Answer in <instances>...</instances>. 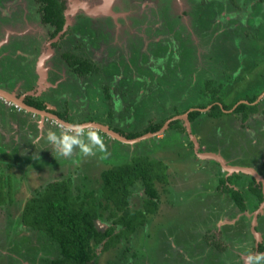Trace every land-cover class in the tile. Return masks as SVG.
I'll list each match as a JSON object with an SVG mask.
<instances>
[{"label":"rangeland","instance_id":"374dc122","mask_svg":"<svg viewBox=\"0 0 264 264\" xmlns=\"http://www.w3.org/2000/svg\"><path fill=\"white\" fill-rule=\"evenodd\" d=\"M25 1L20 2V5L18 2L16 4L15 0L13 2L18 6L17 8H22ZM91 1L93 3L88 4ZM167 1L169 3L171 1L172 14L175 18L177 17L176 23L181 30L180 33L175 31L174 34H170L173 47L178 50L175 46L176 40L183 37L182 35L188 37L189 34L185 33L183 24L187 25L192 32L190 33L191 37L196 40L200 57L197 60H202L205 63L200 64L202 69L197 71L189 70L192 69V65H188L186 68L181 66L180 73L177 74L178 79L175 78L176 73L166 76L167 72L164 73L165 68H161V64L166 65L167 62L174 64L172 59H164L169 50L168 45L165 47L166 55L165 53L158 55L155 52L152 54L148 47H143V37L140 35L141 45L140 43L139 45L131 43V46H136L135 50L139 47V51L146 56L135 64L131 63L127 69L120 68L119 70L122 77L131 78L129 82L138 84L134 78L143 80L140 81L139 87L141 94L135 91L131 94L130 106L123 105L121 100L119 102L118 99L122 98L119 93L114 94L109 91V96L106 98L109 103H112L110 108L112 122L123 126L126 131H143L147 123L161 116L157 109L158 104L170 105L172 102L182 104L193 91L189 88H192V85L197 88L198 85L204 83V79H208L207 77L211 79L208 85L209 89L212 88V85L219 88L220 91L217 94L226 104L236 97L259 94L264 90V0H203L202 7L206 6L205 9L211 13V16H208L211 19L207 21L205 27L211 26L209 36L215 33L214 50L210 44V37L205 31L201 32L203 28L198 29L196 26L199 19L195 12L198 0ZM66 2L68 9L76 10L69 16V23L73 21L75 14H83V12L92 17L108 14L114 16V26H111L113 28L112 41L103 40L102 36H97L99 40L96 43H84L83 39L86 33H81L79 40L82 42L81 47L84 53L92 60L96 62L122 60L125 63L129 62V54H132L133 48L114 50L113 46L124 44V36L126 37L130 33L129 30L133 31L131 24L133 16L140 18L141 15L143 18L141 9L143 7L146 9L149 4L154 3L153 0H125L124 4H122V0H106V4L100 0H66ZM80 2L85 3L89 8L92 7V11L88 8L87 12L80 9L77 6ZM116 6L119 7L116 8ZM121 9L123 10L121 11ZM182 9L185 11H181ZM182 13L186 14L180 18L179 15ZM120 15L125 17H120ZM215 15L216 17H214ZM27 25V29H24L25 25L21 28L25 31L39 32L36 35L40 36L31 47L41 45L43 47L37 59V69L39 68L40 75L42 74L41 79L44 80L38 87L43 90L50 85L48 81H45V73L48 74V69L53 68L51 59L48 62L45 60L49 54L55 52V49L52 50L49 44L51 39L45 27L40 30L41 28L36 23ZM7 30L3 32L4 37L11 32ZM15 30H20V28ZM3 34L0 33V36ZM129 36L134 37L131 33ZM126 40L129 41L128 35ZM150 41L151 39L149 40L146 35L144 42L149 44ZM169 46L171 47V45ZM5 48L3 49L4 54L9 51ZM14 58L18 59V54H15ZM53 69L56 72L60 69L59 73L62 74L60 76L64 78V81L74 79L70 86H63L64 89H69V87L77 89L73 95L66 97L69 111L74 114H86L91 108V103L96 101L95 94H90L91 81L86 78H78L74 73H64L63 68L54 67ZM188 70L190 72H187ZM11 76H15V74L8 75V77ZM113 80L114 77L104 79L101 84L107 82L111 85ZM28 84L25 82V85L28 86ZM101 84L99 83V85ZM125 84L130 85L126 81ZM136 84L134 86H138ZM33 88L31 90H34ZM19 89V82H17L10 91L16 94ZM109 97L111 98L108 99ZM259 97L257 100H261L262 96ZM204 98H209V95L207 94ZM197 99L198 97L195 101ZM191 102L193 103V101ZM121 106L124 108L121 109ZM262 108H264V104L259 106L252 116L249 130L248 127L238 128L235 126V124L239 126L247 124L242 120L239 121L238 115H235L236 118L235 116L232 118L235 121L230 120L231 117L224 120V123L232 127L233 140L244 143L242 158L245 161L250 159L251 162H255L257 159L264 158V141L261 146L258 144L263 136L261 132L264 131ZM106 115L107 113H104V116ZM80 119L85 120L83 117ZM215 119L203 117L199 131L192 132L202 150L207 148L205 140H210L208 146L212 149L220 147L219 144L213 143L214 134L218 133V128L214 129L216 127L214 123L217 121ZM54 120V118L46 117L43 114L23 112L11 102L0 98V175L5 177L7 173L12 174L13 185L9 190L4 188L6 198L13 202L0 206V264H48L37 256L41 255L45 258L57 256L55 244H52L54 247L51 246L45 238L43 241L39 234H34L37 232L29 228L18 227L21 209L25 201L33 196L36 190L41 189V186L50 180L65 176L71 178L73 194L79 192L74 187L76 184H83V188H97L100 171L129 160L130 156L135 155L134 149L141 151L139 147L134 146V143L140 141H145L146 146L142 145V149L153 150L150 158H161L168 166V179L165 182L155 181V188L159 194L158 209L154 215L149 216V220L145 224L141 225L131 237H128L129 240H122L116 246L103 252L100 251L101 247L96 246L97 255L93 263L246 264L245 257L254 254L250 249L255 237L251 228L252 215L257 210V214L264 213V207L261 210L258 208L254 210L250 206L247 211L239 213L226 192L221 191L222 188L221 190L216 188L218 183L216 176L225 171L223 167L219 165V170L217 162L213 159L193 156L192 143L189 145V140L185 138L184 132L168 131L169 129L160 130L153 138H150L153 136L151 134L152 136L140 137L128 142L126 146H122L112 139L110 134H106L94 126H87L84 127L85 131L92 133L99 140V144L92 149L93 154L85 155L82 149L77 147L70 157H62L54 149L51 150L44 139L49 129L59 133L66 127H62ZM36 121H39L41 125ZM218 122L216 124L220 126ZM31 126L36 130L30 131ZM252 126L254 127L251 128ZM250 131L251 134L257 135V140L254 143L252 135L249 136L246 133ZM37 136H40L41 139L33 144L32 141ZM220 140L224 142L222 137ZM84 142L88 144L87 137L84 138ZM232 145L234 149L239 148L235 142ZM220 148L221 153L227 155V150H224L223 146ZM215 152L220 154L219 150ZM235 152L237 151L234 150L233 153ZM241 159L234 162L244 163ZM260 164L264 166V162ZM255 166L254 164L253 168L257 170ZM12 193L13 199L11 198ZM143 196L145 197L142 187L135 183L132 187L131 207H140ZM97 223L100 228L106 227V223L102 219H98ZM218 237L220 240L222 239L219 240L222 245L217 247V251L212 248L213 246L208 249L209 243L207 242ZM38 248L41 252L34 255ZM213 252L218 255H213ZM218 259H221L220 263H218Z\"/></svg>","mask_w":264,"mask_h":264},{"label":"trees","instance_id":"16d2710c","mask_svg":"<svg viewBox=\"0 0 264 264\" xmlns=\"http://www.w3.org/2000/svg\"><path fill=\"white\" fill-rule=\"evenodd\" d=\"M40 1H43L41 10L39 9L43 15L42 22L47 26L49 36H55L62 28L64 17L61 11L63 4L59 3L58 0ZM80 23L84 25L85 21L80 20ZM75 26L79 27L74 24L71 26L70 31L75 30ZM168 29L173 30L172 26H169ZM70 31H65L60 35L57 41L51 43V46L55 49V57L51 59L56 62L54 58L59 59V57L62 58L63 56V58L69 60L73 66L76 63L73 69L78 75L91 81V84L89 83L90 94H95L98 103L93 107L86 118H88V120L99 119L101 122L106 123L111 122L112 118L109 108L107 109L106 107L107 115L103 119L98 116L97 110H94V108L98 106L105 105V97L103 94L107 92L108 84L98 87L99 83L104 79H112V77L120 72V68L127 69L131 63L135 64L137 59H143L146 55L139 51L138 48L135 50L134 48H136V46L133 45L132 54L129 55V62L127 63L122 60L106 62L90 61L87 58H83L81 55L75 56L72 52L73 48L72 50L68 48L63 50L64 46H69L72 43V40H69V38H71ZM80 31L85 33L88 29L81 26ZM1 34H3V32ZM149 44L147 47L151 50L152 54L155 52L158 55H163L166 45H172V42L170 41L168 44L163 45L160 41H151ZM189 44L191 43L188 39L185 40L184 37L178 38L175 45L178 50L171 47V49L167 51V55L165 53L166 60L172 59L174 62V64L168 62L166 65L164 64V73L165 71L167 72L166 76L176 73L175 78L178 79L177 74L178 72L180 73L179 68H181V66L186 68L191 64L193 49L188 46ZM3 49L4 47L1 48V51ZM173 52L175 54H172ZM189 70L191 71V69ZM189 70L187 72H190ZM134 81H138V84L134 83L138 85L134 86V90L138 92L140 81L143 80H135L134 78ZM28 85L30 86L31 82H29ZM63 86L64 84L60 83L57 91L61 92L62 89H64ZM7 88H12V85L9 84ZM191 90L193 91L190 92L188 98L182 104H176L175 102H172L170 105H165L163 103L158 104L157 109L161 116L154 122L147 123L141 132L126 131L123 126L119 125H111V127L113 131L126 138H135L145 132H154L158 130L172 115L182 113L190 107H206L211 104L206 111L201 112L195 109L188 112L187 116L190 122L191 132L198 129L197 118H203L205 115L210 116L212 119L216 118L217 121L214 123L216 127H214V129L218 128V133L214 134L213 143L219 144L220 147L223 146V149L227 150V155L221 153L220 147L214 149L210 148L208 146V141L210 140H205L207 145L206 150H219L222 157L229 164H255L260 168V171H258H262L264 175V166L260 164L259 161L251 162L250 159L246 161L243 160L242 157L244 155L242 151L244 150V143L233 140L231 136L232 127L224 123L225 118L229 119V117H231L230 120L235 121V119H232L234 116H231V114L234 113L239 116V121L242 120L244 123L247 122L244 126L240 125L239 127H248L249 130L252 116L258 110L259 106L264 104V96L261 100H257L259 94L242 97L241 99L244 101L237 103L233 110L226 112L225 109L231 108L239 97H236L226 104L225 101L220 99L218 94L216 95L217 90L211 89V92H205V95L203 94V87L199 88V90L193 87ZM52 92H54V90H52ZM133 92V90L132 92L128 90L126 95L125 93L123 94V97L129 99ZM207 94L210 95V97L204 98ZM197 97H200L202 101H195ZM44 98H50V96L46 94ZM26 101L38 107H43L41 99L27 98ZM191 101H193V103ZM262 111L264 112V108H262ZM216 122H218L220 126H218ZM253 127L254 126L251 128ZM166 129L176 130L179 133L185 131L184 125L179 118L170 121ZM246 133L249 134V136L252 135V137H256V134H251V131ZM261 133H264V131ZM221 137L224 139V142L220 140ZM185 138L187 139V137ZM115 140L122 144V146L128 144L118 139ZM233 142L239 146L238 149L233 148ZM188 143L190 145L192 142L189 140ZM210 144L212 145V143ZM142 145L146 146L145 141L134 143V146L139 147L141 151L134 149L135 155L130 156L131 154H128L130 156L129 160L101 170L97 188H83V184H76L74 187L78 189L79 192L73 194L71 178L70 176H65L44 183L41 189L36 190L35 194L25 201L20 212V225H18V227L22 226L37 232L34 234H39L43 241L45 238L47 243L51 246L55 244L57 251L56 257L45 258L40 255L37 256V258L45 260V263L48 264H95L93 260L97 255L96 246L101 247L100 251L103 252L110 247L116 246L120 241L127 240L128 237H131L132 234L145 223L147 215H154L156 213L159 205V194L155 188V181L165 182L168 179L167 164L161 158H150L149 156H151V151L153 150L142 149ZM234 150L237 152L233 153ZM191 152L193 156H195L192 148ZM239 158H242L241 160L244 163L234 162ZM219 167L218 164V168ZM240 177H242L241 174H233L229 178L236 181ZM247 177L250 180L248 182V189L243 191L244 194L241 193V189L235 190L225 185V181H228L229 178L218 177V185H222V191L226 192V194L229 192L228 194L240 211L245 210L248 204L253 208L256 207V205H258L257 203L263 199L260 186L256 184L252 186L255 180L250 176ZM2 179H4L3 182ZM136 182L142 187L145 197L143 196L140 207L133 208L131 207L130 199L132 187ZM259 184L260 183H258V185ZM12 186V174L7 173L5 177L4 175H0V206L5 203L13 202L11 199L8 200L6 198V191H4V188H8L9 190ZM11 198L13 199V193ZM98 219H102V221L106 223L105 228H100L98 226ZM20 233L21 231L19 234ZM261 248L262 246L259 247V249ZM37 250H40V248L36 249V251Z\"/></svg>","mask_w":264,"mask_h":264},{"label":"flooded vegetation","instance_id":"af4514ba","mask_svg":"<svg viewBox=\"0 0 264 264\" xmlns=\"http://www.w3.org/2000/svg\"><path fill=\"white\" fill-rule=\"evenodd\" d=\"M13 1L14 0H0V33L4 32V31L6 32V29H8L7 30L8 32L11 31L9 34H6L5 37L4 36L0 37V39H3V40H0V54H2L0 56V79H2V80H0V92H6V93L12 95L13 99L7 98L1 94H0V98L4 99V101L11 102L15 107H18V109L22 110L23 112L25 111L28 113H36L37 115L43 114L46 117L50 116L51 118L55 119L54 121L56 123H59L58 119L63 121V124L68 123L71 125L72 124H83V123H87V122L92 121V122L101 123L102 125H105L107 128L113 130L111 125H117V123L115 124L112 121L106 123V122H101L99 119L88 120V118H86L88 116L89 112L93 109V107L98 104L97 101H95L94 103H91V108L84 115L74 114L73 112L69 111L68 104L66 101V97L69 95H73V93L75 92V90L77 91V89L74 90V87L73 88L69 87V89H62L63 92L57 91V88H58L60 83L64 84L65 86H70L71 81H74V79L71 81H64L63 80L64 78H62L60 76L62 74L59 73L60 72L59 68H63L65 70L64 73L65 72L66 73L68 72L70 74L74 73V74H76L75 76H78V78H83V77L78 75L77 72H75V70L73 69V67L76 66V63L73 66L70 63V61L63 58V56H62V58L59 57V59L54 58L56 60V62L52 61L51 58L55 57L54 51H53V53L49 54V56H47L48 58L45 60V62H48L51 59V61L53 63L52 67L58 68L59 70L56 72V70H54L53 68L48 69V74H47V72L45 73V81H48L50 83V85L47 86L45 89L40 90L41 87H38V86H41V84H42V82H44V80L41 79L42 74L40 75L39 68L37 69V66H38L37 59L39 58V55L41 54L43 47H42V45L37 46V47H33V46L31 47V45H34L35 42H37V40L39 39L40 36L36 35L39 32L35 33V32H30L28 30L25 31L24 29L25 28L27 29V26H28L27 24L36 23L37 26H39L41 28L40 30H42V28L45 27L46 30L48 31L47 26H45V24L42 22L43 15L40 12L43 1L41 2L40 0H26V1L24 0L25 3H24V6L22 8H17L18 6L16 4L18 2V5H20V2L23 3V0H15L16 4ZM100 1H102L106 4V0H100ZM150 1H152V0H150ZM11 2H13V3L11 4ZM58 2L63 4V8L61 11V13L64 17L63 18V24H62V28L60 29V31L57 32V34L55 36H50L51 42L49 44L51 45V43H53L54 41H57L60 38V35H62L65 31H70L71 26L76 24L79 27L75 26L74 27L75 30L70 31L71 38H69V40H72V43L69 46H64L63 50H65L66 48L72 50V48H73L72 52L74 53L75 56L81 55L83 58H87L90 61H94L84 53V50L81 47L82 42L79 39L81 37L82 32L80 31V28H81V26H83L85 29L86 28L88 29V31L85 32L86 36L83 39L84 43H86V42L87 43L90 42L92 44H93V42L96 43V41L99 40V39H97V36H102L101 38L103 40H111L112 41L113 28L111 26H114V24H113V17L114 16L108 14V15H102V16H98V17H92V16H89L83 12V14L82 13L75 14L73 17V21L71 23H69V16L71 14L75 13L76 10L68 9L66 0H58ZM124 2H125V0H122V4H124ZM153 2L154 3L149 4L146 7L147 10L144 9L145 7H143L141 9L142 13H143V18L141 15H140V18L139 17L136 18V16H133L132 21H131V24L133 26V31L129 30V32L134 37H130L129 36L130 33L127 34L129 37V41L126 40L127 35H126V37L124 36V38H125L124 44L123 45H120V44L114 45L113 46L115 48L114 50H119V49H123V48L129 50L130 48H132L131 43H134L137 45H139V43H140V45H141V42H139V38H140L139 36L140 35H142V37H143V47L145 46L144 48H147L148 43L144 42V40L146 39V35H147V38L149 40L151 39V41H160L161 44L164 45V44H168L170 42V39H171L170 34L171 33L175 32V31L180 33L181 30H179V26L176 23L177 17L175 18L174 15L172 14V11H171L172 10V8L170 7L171 1L169 3L167 0H153ZM92 3H93V1L89 2L88 4H92ZM202 3H203V0H198V7L195 10V12L198 14V17H199L198 23L196 24V26L198 27V29L203 28V30L201 32L205 31V33L208 35L211 31V28H210L211 26L205 27V24L207 23V21H209L211 19V17L210 18L208 17V16H211V13L205 9L206 6L204 8L202 7V5H203ZM77 6L80 9H83L85 12H87V8L90 11H92V7L91 8L87 7L85 3L80 2L79 4H77ZM117 7H119V6H116V8ZM122 10L123 9H121V11ZM181 11H185V10L182 9ZM186 13H187V11H186ZM186 13L180 14L179 15L180 18H181V16H183V14H186ZM120 17H125V16L120 15ZM214 17H216V15ZM35 19H36V21H33ZM80 20H84L85 24L82 25L80 23ZM4 25H6V26H4ZM23 26H24V29L21 28ZM169 26H172L173 30L168 29ZM177 26H178V29H176ZM183 26L185 28V33L189 34V35H188V37H186L184 35H182V36L184 37L185 40L188 39L190 41L191 44H189L188 46L191 47V49H193V52L191 55L192 59H191V64H190V65H192L191 70L197 71L198 69H202L200 67V64L205 63V62L202 60H197L200 57H199L198 51H197V44L195 43L196 40L194 37H191L190 33H192V32H191V30H189V27L187 25H184V24H183ZM19 28H20V30H15V29H19ZM162 30H164V31H162ZM143 33H144V35H143ZM48 35H49V33H48ZM209 37H210V39H209L210 44L212 45V49L214 50V48H215L214 41L216 42L215 33H213ZM206 38L208 39V37H206ZM171 41H172V39H171ZM3 47L4 48L6 47L9 50L6 54L3 53L4 50L1 51V48H3ZM171 47H173V45H171ZM171 47L167 46L168 49H171ZM137 48L139 49V47H137ZM52 50H53V47H52ZM47 53H49V52H47ZM214 53L216 54V50ZM15 54H18V59L14 58ZM164 59H166V58H164ZM139 60H140V58L137 59V61H139ZM55 64H57L58 66H56ZM162 67H164V64H161V68ZM161 72L163 73V70H161ZM11 73H14L15 76L8 77V75H10ZM210 76L212 77V75H210ZM207 78L208 79H204L203 84H201L200 86L199 85L197 86V88H198L197 90H199V88L203 87V94L204 95H205V92L210 93L211 89L217 90L216 92L218 93V91H220V89L217 87H213L215 85H212L211 86L212 88L209 89L208 85L210 84L211 79L209 77H207ZM8 79H10V80H8ZM17 79H19V80H17ZM130 79L131 78H129V77L127 79L122 77L120 75V72H119L114 76V80L112 82L113 84L110 85L109 83L105 82V84H108L107 92H105L103 94L105 97V100H104L105 105L98 106L97 108H94V110H97L98 116L100 118L103 119L105 117L104 113H107L106 107H107V109L111 108L112 103H109L108 100L106 99L109 96V91L111 93H114V94L119 93L122 97L121 99L117 98L119 100V102L121 100L123 105L130 106V104H131V102H129L130 98L126 99L123 97V94L125 93V95H126L128 90H130L131 92H132V90L135 91L134 90L135 89L134 88V82H129ZM27 81L31 82L30 86L25 85V82L28 84ZM125 81L130 83V85L125 84ZM17 82H19L20 89H19L18 93L14 94L10 90L14 87L15 83H17ZM103 82L104 81L102 80V83ZM9 84L12 85V88H7V86ZM100 84H101V82H100ZM105 84H101L99 86H102ZM73 86H75V85H73ZM193 87L194 86L192 85V88ZM32 88L34 90H31ZM189 89H191V87ZM52 90H54V92H52ZM137 93L141 94L140 89H138ZM217 93H216V95H217ZM46 94H48L50 96V98H44ZM263 94H264V90L262 93L261 92L259 93L257 99L260 98L259 97L260 95L263 97L264 96ZM142 95H144V94H142ZM209 97H210V95H209ZM27 98L41 99V101L43 103V107H38L33 103L27 102L26 101ZM110 98L111 97H109L108 99H110ZM241 98L242 97H239L236 100V102L233 104V106H231V108H229V109H225V111L229 112V111L233 110V108L236 106L237 103L244 101ZM200 99L201 98L198 97L197 102L202 101V99L201 100ZM255 101H256V99H255ZM210 105L211 104L207 105L206 107H190L182 113L175 114V115H172L171 117H169L163 123V125H161V127L158 130H156L154 132H145V133H143L137 137L149 134L150 136L153 135L152 137H150V138H153L154 135L156 133H158L160 130L166 131L167 130L166 128H167L168 123L170 121L177 119V118H179V119L182 118L180 116H182L183 114H186V116H187L188 112L191 110L197 109L201 112L206 111V109H208L210 107ZM123 108L124 107H122L121 109H123ZM77 115H79V116H77ZM235 115L236 114H234V113L231 114V116H235ZM81 117H83V119H85V120L80 119ZM205 117H210V116L205 115ZM235 118H236V116H235ZM156 119H158V118H155L153 120L155 121ZM187 120H188V116H187ZM197 120H198V129L196 131L198 132L199 128H201L203 118L199 117V118H197ZM154 121H150V122H154ZM181 121H182L184 128H185V131H184L185 134L184 135H186L188 140H191L189 138V134L186 130L184 119L182 118ZM188 123H189V127H190L189 120H188ZM235 126L239 127V125H237V124ZM102 131H104V130H102ZM168 131H170V130H168ZM196 131H194V133ZM104 132L107 134L106 131H104ZM262 134H263V136L261 137L262 139L260 140V143H258V144H260V146H261L262 141H264V133H262ZM112 139L115 140L114 137ZM256 140H257V135H256V137L253 136V138H252L253 143L256 142ZM198 145H199V143H198ZM198 148H199V151H204L207 149L205 147L202 150V148H200V146ZM192 151L196 155V153L194 151L193 143H192ZM55 157H58V156L55 155ZM257 161H259L260 163L264 162V158H262L261 160L257 159ZM232 165L251 168L255 171V169L253 168L254 164H251V165L232 164ZM255 167H257V166H255ZM259 169L260 168L257 167L256 172L264 178L262 171L259 172L260 171ZM223 170H225V171H223L218 176H216V178H218L220 176L224 177V178L225 177L229 178L233 174H241L242 175V177L238 178V180H236V181H234V179H230V178H229L230 180L228 179V181H225V185L227 187H231L232 189H235V190L241 189L242 190L241 193H243V191L248 189V182L250 179L247 176H250L255 180V183H253L252 186H255V184L257 186H260L261 191L263 193L264 184L262 183V181H260L258 178H256L253 174H250L248 172H244L242 170H240V171H235V170L228 171L226 169H223ZM258 183H260V184L258 185ZM218 184H219V182L217 183L216 188L221 189L222 185L220 186ZM228 193L229 192H227V196H228L229 200L231 201V203L234 204L233 199L230 197V195ZM263 200H264V193H263V199L257 203L258 205H256V207H254V208L253 207H251V208H253L254 210L257 209ZM234 206H235V204H234ZM249 207H250V205L248 204L245 210H242V211H240L238 209L237 210L239 213L245 212V211H247V209ZM149 216L150 215H147L146 221L149 220ZM253 217H254V215H252L251 228H252V232H253V229L255 231H257V236L254 235L255 236L254 240H253L254 243H252V248H250V249L253 253H264V213L257 214L256 217L254 218V220H253ZM146 221H145V223H146ZM253 222L254 223L256 222L257 225L256 226H255V224L253 225ZM222 225H224V224H222ZM258 233H260L259 236H258ZM221 235H222V233H221ZM219 240H220V237L212 240L211 242L208 241L207 242V243H209L208 249L210 246H213L212 248L217 251V247L222 245L220 243V241L222 239L220 241ZM250 245H251V243H250ZM260 246H262L261 249H259ZM211 251H213V250L211 249ZM40 252H41V250H37L34 255H38V253H40ZM247 253H250V252L247 251ZM214 254L218 255L217 253L213 252V255ZM220 261H221V259H218V263H220Z\"/></svg>","mask_w":264,"mask_h":264},{"label":"clouds","instance_id":"9594fccd","mask_svg":"<svg viewBox=\"0 0 264 264\" xmlns=\"http://www.w3.org/2000/svg\"><path fill=\"white\" fill-rule=\"evenodd\" d=\"M59 124L66 127L59 133L49 129L44 136L51 150L54 149L62 157H70L77 147H80L85 155L93 154V147L99 144L95 135L86 132L83 125L72 124L67 126L61 122ZM85 137H87L88 144L84 142ZM40 139L41 137L37 136L32 143L35 144ZM245 260L246 264H264V253L249 254Z\"/></svg>","mask_w":264,"mask_h":264},{"label":"water","instance_id":"95a60500","mask_svg":"<svg viewBox=\"0 0 264 264\" xmlns=\"http://www.w3.org/2000/svg\"><path fill=\"white\" fill-rule=\"evenodd\" d=\"M0 94L1 95H3V96H5V97H7V98H11V99H13V96L12 95H10V94H8V93H6V92H0ZM42 113V112H41ZM177 117V116H176ZM182 118L184 119V121H185V127H186V130H187V132H188V134H189V136H190V138H191V141H192V143H193V145H194V151H195V153H196V155L197 156H199V157H207V158H210V159H213V160H215V161H217L222 167H223V169H226V170H228V171H233V170H235V171H240V170H242V171H244V172H248V173H250V174H253L256 178H258L260 181H262V183L264 184V178L260 175V174H258L257 172H256V170L254 171L253 169H251V168H246V167H242V166H237V165H232V164H229L223 157H222V155H220L219 153H217V152H215V151H206V150H204V151H199V145H198V142H197V140H196V138H195V136L193 135V133L191 132V130H190V127H189V123H188V120H187V116H186V114H183L182 115ZM58 119V118H57ZM58 121L59 122H61V123H63V121H61V120H59L58 119ZM64 125H71V124H68V123H64ZM79 125H83V127H87V126H94V127H96V128H98V129H100V130H104V131H106L108 134H110L112 137H114V138H116V139H118V140H120V141H122V142H132V141H134V140H137V139H139L140 137H146V136H150L149 134H147V135H144V136H140V137H135V138H126V137H124V136H122V135H120L119 133H117V132H115V131H113L112 129H109V128H107L105 125H102L101 123H97V122H92V121H90V122H87V123H83V124H79ZM263 193H264V188H263ZM262 207H264V200L260 203V205H259V207H258V209H260L261 210V208ZM257 213H258V210L257 211H254V213H253V215H254V217H253V220H254V218L256 217V215H257ZM255 223L253 222V225H254ZM253 232H254V234L257 236V231H255L254 229H253Z\"/></svg>","mask_w":264,"mask_h":264},{"label":"crops","instance_id":"0c3cea01","mask_svg":"<svg viewBox=\"0 0 264 264\" xmlns=\"http://www.w3.org/2000/svg\"><path fill=\"white\" fill-rule=\"evenodd\" d=\"M36 123L41 125V123H40L39 121H36ZM37 124H36V126H39V125H37ZM27 128H28V127H27ZM29 130H30V131H35L36 128H33V126H31V127L29 128ZM115 139H116V138H115ZM166 164H167V163H166ZM167 172H168V166H167Z\"/></svg>","mask_w":264,"mask_h":264}]
</instances>
